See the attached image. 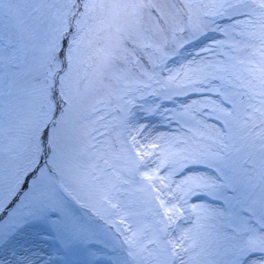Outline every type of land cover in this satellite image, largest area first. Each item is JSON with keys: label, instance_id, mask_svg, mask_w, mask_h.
Listing matches in <instances>:
<instances>
[{"label": "rangeland", "instance_id": "1", "mask_svg": "<svg viewBox=\"0 0 264 264\" xmlns=\"http://www.w3.org/2000/svg\"><path fill=\"white\" fill-rule=\"evenodd\" d=\"M110 262L264 264V0H0V264Z\"/></svg>", "mask_w": 264, "mask_h": 264}, {"label": "bare ground", "instance_id": "2", "mask_svg": "<svg viewBox=\"0 0 264 264\" xmlns=\"http://www.w3.org/2000/svg\"><path fill=\"white\" fill-rule=\"evenodd\" d=\"M164 179H165V177H164ZM198 204L199 205H196L195 212H194L195 213L194 215L196 216V220L198 218H201L200 214H199L201 212V210H200V206L201 205L203 207H209V208H215L216 207L215 205L206 204L204 202H201V203L198 202ZM201 228H202L201 231H203L204 234H205L204 237H209L210 238V236L212 237V236H214L213 234H216L215 230L211 229L210 230L211 233H210V236H209L207 234L208 233V227H207V224H205V223L202 224ZM187 236H188V233H187V231L185 229L180 230L175 236L176 244L179 245L185 239V237H187ZM203 244H204V242L202 241L201 244L200 245L198 244V245L201 246Z\"/></svg>", "mask_w": 264, "mask_h": 264}]
</instances>
